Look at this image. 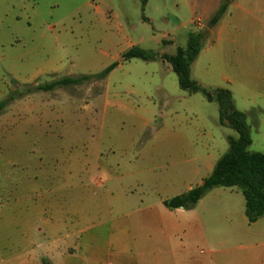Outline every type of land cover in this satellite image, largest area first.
<instances>
[{
    "label": "crops",
    "instance_id": "0c3cea01",
    "mask_svg": "<svg viewBox=\"0 0 264 264\" xmlns=\"http://www.w3.org/2000/svg\"><path fill=\"white\" fill-rule=\"evenodd\" d=\"M100 1L86 3L98 19L108 21ZM225 1L227 10L209 29L208 44L192 63L191 74L197 64L196 79L204 84L214 76V68L225 63L238 68L236 85L222 88L232 91L250 128L260 126L264 132V0L195 2L189 21L205 22ZM9 5L15 7V1ZM104 41L108 51L115 46L111 36ZM132 47L138 43L114 47L119 49L110 60L119 62L114 70L136 59L122 62ZM107 49L100 50L102 56H109ZM162 62L169 67L168 61ZM45 63L42 73L57 68V59ZM125 83L123 91H112L107 83V90L79 107L88 116L87 124L60 130L69 141L65 160L56 163L62 171L44 169L40 162L39 175L31 177L23 193L22 187L8 191L5 203L31 207L34 221L22 236L4 241V264H264V215L249 222L245 197L237 187H215L192 209L164 204L211 175L229 150L232 135L207 124L180 123L173 108L159 114L155 103H141L139 88ZM42 114L45 123L34 119L35 114L31 126L21 131L52 132L54 111L45 107ZM39 177L43 183L37 182Z\"/></svg>",
    "mask_w": 264,
    "mask_h": 264
},
{
    "label": "rangeland",
    "instance_id": "374dc122",
    "mask_svg": "<svg viewBox=\"0 0 264 264\" xmlns=\"http://www.w3.org/2000/svg\"><path fill=\"white\" fill-rule=\"evenodd\" d=\"M11 1H15V7L9 5ZM203 1L150 0L143 11L139 0H101V8L109 16V20L103 22L95 16V9L87 0H36L35 5L34 0H0V101L28 86L35 87L65 76L99 73L111 64V56L130 42L158 55V60L152 62L136 58L103 79L93 78L50 91L28 93L0 111V264L5 261L4 241L22 236L30 220L34 221L31 207L15 201L10 205L5 203L8 191L22 187L23 193L22 189L32 183L31 177L39 175L40 162L44 169L62 171V165L56 163L65 160L69 141L68 135L60 130L87 124L88 116L85 112L83 115L79 107L87 103L91 95L107 90L109 85L112 91H123L125 82H132L140 89L137 92L143 93L141 103H155L159 114L173 108L177 116L180 115V123L207 124L220 134L226 132L237 137L234 129L221 126L218 103L209 102L201 92L190 94L182 89L172 66L162 62L164 54H175L179 46H187V30L209 31L212 16L196 24L189 21L192 4ZM207 34L204 45L208 44ZM107 36L115 43V46L110 45L109 51L104 41ZM165 38L172 44H164ZM242 39L245 44V36ZM103 49H107L109 56H102L100 50ZM74 58L78 60L75 62ZM48 59H57V68L42 73ZM91 63L93 66H89ZM198 69L196 64L191 74L195 80ZM238 70L225 63L214 68V76L200 84L209 90L236 85L234 76ZM169 101L171 106L167 107ZM238 103L243 106L239 98ZM45 107H51L56 115L52 117V132L21 131L31 126L30 119L35 114L34 119L45 123L42 120ZM22 121L25 124L19 125ZM257 127L251 129L254 144L249 149L264 152L263 128ZM37 182L43 183L41 177ZM10 198L15 199L13 194ZM2 203H5L3 208Z\"/></svg>",
    "mask_w": 264,
    "mask_h": 264
},
{
    "label": "trees",
    "instance_id": "16d2710c",
    "mask_svg": "<svg viewBox=\"0 0 264 264\" xmlns=\"http://www.w3.org/2000/svg\"><path fill=\"white\" fill-rule=\"evenodd\" d=\"M140 2L144 11L149 0H140ZM227 7L228 1H225L213 14L208 23L210 28L219 22ZM206 33L208 32L191 31L186 47L179 46L175 54H164L162 58L172 65L182 89L191 93L201 92L209 101L218 103L221 123L233 128L238 135L229 137V150L218 160L211 175L206 177L201 185L165 200L164 204L170 209L179 207L192 209L203 196L215 187H237L245 197L246 215L249 222L253 223L264 215V152L249 149L253 142L251 128L247 122L246 113L236 107L232 91L228 88L209 90L191 76L192 63L203 47ZM166 42L163 41L164 44ZM122 57L124 61L133 58L149 61L157 59L158 55L149 50L132 47L124 52ZM118 64L119 62H114L96 74L65 76L35 87L28 86L22 91L15 90L0 101V111L17 98L31 92L50 91L60 86L76 84L93 78L103 79Z\"/></svg>",
    "mask_w": 264,
    "mask_h": 264
}]
</instances>
